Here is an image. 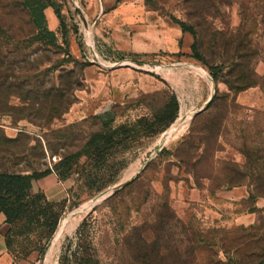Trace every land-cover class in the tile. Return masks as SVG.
<instances>
[{
    "label": "rangeland",
    "instance_id": "374dc122",
    "mask_svg": "<svg viewBox=\"0 0 264 264\" xmlns=\"http://www.w3.org/2000/svg\"><path fill=\"white\" fill-rule=\"evenodd\" d=\"M25 1L0 0V173H63L68 157L74 183L40 264H264V0H40L55 46ZM132 21L195 36L120 53L110 28ZM118 128L116 167L94 172L87 143ZM122 167L102 190L86 186ZM21 227L19 258L41 240Z\"/></svg>",
    "mask_w": 264,
    "mask_h": 264
},
{
    "label": "trees",
    "instance_id": "16d2710c",
    "mask_svg": "<svg viewBox=\"0 0 264 264\" xmlns=\"http://www.w3.org/2000/svg\"><path fill=\"white\" fill-rule=\"evenodd\" d=\"M25 6L32 16V22L38 31V38L46 39L54 46L57 45V36L49 29L46 15L44 13L47 4L40 0H26ZM179 25L181 26L184 33L189 32L191 35L195 36L193 30L187 29L180 23ZM63 38L64 42L67 43L65 32L63 33ZM191 49L193 52H196V41L192 45ZM164 109L165 128H161V130L166 129V127L173 123L177 116L178 102L176 97L172 96ZM123 130L125 129L118 128L111 130L108 136L98 134L90 139V141L87 143L83 155L89 157V160L91 161L90 163H92V167L95 169L93 170L94 172L97 171L99 173H103L107 171L106 168L111 170L112 168L116 167L112 164L111 166L108 164V158H106V155H113V151H117V147L121 145L120 132H124ZM163 151L166 150L164 149L162 152ZM80 156L81 154H76L71 156V158L78 159ZM67 158H65V160L64 158L61 160L60 165L62 168L66 165V171L63 173H56L60 167H56V171L46 169L43 172L32 171L31 173L27 174L8 172L0 173V215L3 214L6 223L10 225V230L6 235L5 240L8 251L13 256L15 229H17V226L22 224L23 227L19 228V233L21 235L29 234L30 231L36 229L41 231L39 236L41 240L38 242V246L33 249V252L36 251L39 255L40 263L43 262L49 244L59 225L60 210L66 205L67 201L60 204L48 202L42 193L33 192L32 182L51 173H55L61 181H66V175H70V170L72 169L69 162H67ZM69 159L70 158H68V160ZM122 169H124V167L120 168L119 170L117 169V172L113 174L114 176L108 180H106L102 175H97L94 177V173L92 172V174L88 176L86 186L90 187L91 191L94 189L93 187L96 186L97 188L95 191H100L115 182L117 176L120 173L119 171ZM136 180L132 181L122 190L118 191L109 199H107L106 203H110L111 201L118 198L121 194L131 190L135 186ZM44 241H46V243ZM31 251H29L23 258H19L17 256L14 258L16 260L26 259L33 253Z\"/></svg>",
    "mask_w": 264,
    "mask_h": 264
},
{
    "label": "crops",
    "instance_id": "0c3cea01",
    "mask_svg": "<svg viewBox=\"0 0 264 264\" xmlns=\"http://www.w3.org/2000/svg\"><path fill=\"white\" fill-rule=\"evenodd\" d=\"M115 0H103L101 1V9L104 10L109 4H112ZM104 12V11H103ZM127 23V22H126ZM131 30L125 24L124 29L110 28L112 31V38L116 43V51L123 52L124 54H148L156 51H164L166 49H172L173 40L177 38L186 37V33L182 29L175 28L172 33L170 30H161L156 33L153 32L150 26L141 25L140 22L132 21L129 25ZM114 29V30H113ZM117 30V31H116ZM121 31H124L122 33ZM119 32V33H118ZM118 37H124L121 44L115 39ZM192 40H189L190 46ZM74 183L70 180L61 181L55 173H51L45 177L32 182V189L34 193H42L48 202L54 204H60L62 202L70 201V188ZM10 230V225L6 223L3 214L0 215V264H40L39 255L37 252H33L28 258L23 260H16L14 256L8 251L6 246V235Z\"/></svg>",
    "mask_w": 264,
    "mask_h": 264
},
{
    "label": "water",
    "instance_id": "95a60500",
    "mask_svg": "<svg viewBox=\"0 0 264 264\" xmlns=\"http://www.w3.org/2000/svg\"><path fill=\"white\" fill-rule=\"evenodd\" d=\"M207 107V106H206ZM206 107H204L202 110H200L198 113H201L202 111H204L206 109ZM133 181V179L126 181V182H122L120 184H118L113 190L110 191V193L103 199V201H106L107 199H109L111 196H113L115 193H117L118 191L122 190L125 186H127L129 183H131Z\"/></svg>",
    "mask_w": 264,
    "mask_h": 264
},
{
    "label": "bare ground",
    "instance_id": "6f19581e",
    "mask_svg": "<svg viewBox=\"0 0 264 264\" xmlns=\"http://www.w3.org/2000/svg\"><path fill=\"white\" fill-rule=\"evenodd\" d=\"M186 120H187V119H186ZM176 132H177V131L174 132V129L171 130V131L169 132V136L174 135ZM169 136H167V138H168ZM129 177H130V176H129ZM132 177H133V176H132ZM126 181H127V180H126ZM109 193H110V192H109ZM107 195H108V194H107ZM107 195H106V196H107ZM106 196H105V197H106ZM105 197H104V198H105Z\"/></svg>",
    "mask_w": 264,
    "mask_h": 264
}]
</instances>
